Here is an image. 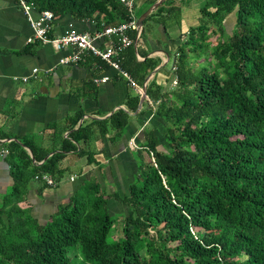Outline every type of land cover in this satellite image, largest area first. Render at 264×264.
Wrapping results in <instances>:
<instances>
[{
    "label": "trees",
    "instance_id": "1",
    "mask_svg": "<svg viewBox=\"0 0 264 264\" xmlns=\"http://www.w3.org/2000/svg\"><path fill=\"white\" fill-rule=\"evenodd\" d=\"M26 1L56 17L94 20L99 29L131 19L120 0ZM199 13L197 25L171 39L170 68L160 67L146 85L147 103L138 114L152 115L135 137L136 170L123 194L104 188L94 170L81 169L68 198L42 217L21 205L30 204L34 184L42 195L70 176L68 154L98 165L94 143L122 139L139 94H129L126 108L105 118L78 124L84 111L70 114L58 144L13 134L0 121V161L9 173L0 195V264H264V0H204ZM181 16L180 6L165 0L145 22L154 20L168 33ZM146 30L137 36L129 29L131 43L114 56L140 86L160 63L137 57L136 42ZM83 60L110 67L90 52ZM87 85L92 95L97 87ZM111 198L123 206L119 236L111 235Z\"/></svg>",
    "mask_w": 264,
    "mask_h": 264
},
{
    "label": "crops",
    "instance_id": "2",
    "mask_svg": "<svg viewBox=\"0 0 264 264\" xmlns=\"http://www.w3.org/2000/svg\"><path fill=\"white\" fill-rule=\"evenodd\" d=\"M185 12L181 18V28ZM32 16L36 18L38 11L34 9ZM145 19L139 34L143 28L147 30L136 42L137 57L139 60H143L145 56L160 58V63L150 72L142 85L146 88L159 68L170 62L169 53L176 47V43L171 40L176 37L174 36L176 32L172 35L176 27L170 25L166 33L160 24L154 29L155 25L151 22L146 23ZM71 28L89 33L103 30L96 26L94 20H75L70 14H63L54 19L51 36L62 35ZM32 33L30 21L18 2L0 0V121L6 130L19 136L33 137L44 144L55 139V143L58 144L60 136L68 134V130L64 128L65 119L75 111H84L78 122L81 124L92 117L105 118L118 108H126L124 101L129 94H139L140 100L141 94L130 85L118 69L110 65L108 69H101L84 60L63 64L60 59L70 55L74 48L68 46L55 49L50 43L28 42ZM114 38L115 36H102L97 39L96 45L100 48L108 47L113 45ZM28 44L35 45L34 52H20ZM34 68L37 69L36 72H33ZM163 74L157 76L161 82ZM104 76H108L109 79L104 82L94 80ZM89 81H93L97 87L92 95L89 94L91 91H88ZM146 100L147 97L138 111L137 107L135 112H131L122 139L113 143L107 140H97L94 143L98 165L92 167L85 165L84 156L78 157L73 153L66 156L65 164L75 170L71 171L68 180L59 183L57 188H63L62 195L50 188L44 189L43 194L39 195L36 192L37 185L34 184L29 199L32 208L41 210L42 214L39 217L54 209L57 202L68 198L76 182L81 179L79 175L81 169L94 170L102 186L109 192L117 191L123 194L126 191L136 170V160L132 153L134 149L129 147L128 142L132 137L137 136L139 139L143 122H147L152 115L150 110L138 114L146 106ZM148 102L152 104V100ZM53 123H57L55 129L50 127Z\"/></svg>",
    "mask_w": 264,
    "mask_h": 264
},
{
    "label": "built area",
    "instance_id": "3",
    "mask_svg": "<svg viewBox=\"0 0 264 264\" xmlns=\"http://www.w3.org/2000/svg\"><path fill=\"white\" fill-rule=\"evenodd\" d=\"M16 1L28 17L33 29V33L28 38V42L40 41L41 43H50L55 49L72 46L74 48L73 52L70 55L64 56L60 59V62L63 64L78 62L85 53L90 52L93 55L105 60L111 67L118 69L119 72L129 81L130 85L136 88L140 94H142L143 87L138 86L136 82L129 76V74L121 69L119 63L114 59V56H116L120 49L131 43L132 40L127 34L129 29H136L138 33L137 36L139 35L136 13L134 11L135 0H120L126 6L131 16V19L128 22L108 25L101 32L96 33L78 31L74 28H71L66 33L59 36L49 35L51 32L52 23L56 18L51 10L45 9L38 11V16L34 18L32 16V12L35 8L32 4L26 0ZM102 36H116L118 37L119 44L115 46L113 43V45L108 47L100 48L98 45H96V41ZM36 70L37 69L34 68L33 72H36ZM24 79L26 78L24 77ZM108 79V76H104L101 79L94 80L96 82H104ZM173 83H176L175 79L173 80ZM128 145L131 149H136L139 147L135 137L130 138ZM3 152H7V150H4ZM41 178L48 184L54 183L53 179L46 174H43ZM71 179H73V176H71Z\"/></svg>",
    "mask_w": 264,
    "mask_h": 264
},
{
    "label": "rangeland",
    "instance_id": "4",
    "mask_svg": "<svg viewBox=\"0 0 264 264\" xmlns=\"http://www.w3.org/2000/svg\"><path fill=\"white\" fill-rule=\"evenodd\" d=\"M174 3L176 5L180 6L181 9V15L183 16V12L186 11L184 13V21H183V27L181 28L180 25L178 24H174V26L176 27L174 29V31L172 32V35L175 34L176 32V36L175 38H181L183 33H186L188 30L189 26L192 25H197V23L199 22V17H200V13H199V7L202 6L204 4V0H174ZM151 4L149 3V0H135L134 1V11L137 14V18L146 10L148 9V7ZM186 8V9H185ZM181 16V18H182ZM171 20V19H170ZM182 21V19H181ZM232 21L233 18L231 16H229L226 20V25L229 27L230 25H232ZM154 26V29H157V23L156 21L152 20L150 21ZM149 23V21H148ZM173 25V24H171ZM170 26H168V30H169ZM180 33V34H179ZM178 35V36H177ZM187 36V34H185ZM183 35V36H185ZM179 40V39H178ZM204 61V57L202 56L200 58V62ZM171 62H172V57L170 56V62L168 64H166L168 66V68H170L171 66ZM132 153L134 155L137 154L136 150H133ZM73 168V167H72ZM73 171L75 169H72ZM70 176H65L62 180H68ZM59 184L53 185L52 187H48L51 190H53L55 193H60V195H62V192H64L63 188H57ZM9 186V173H8V168L5 166V164L3 162L0 161V195L5 191V189H7ZM55 187V188H53ZM21 205L23 206H27L31 209L32 214H34L35 216H39L41 212L40 209L37 208H32L30 204H28L27 202H22ZM110 209L112 212V214L115 216L116 220L114 223V228L111 231V235L115 234V236H119L121 234V231H117V229H115V226L118 227V223H119V212L123 210V206L122 204L115 199H111L110 200ZM33 209V210H32Z\"/></svg>",
    "mask_w": 264,
    "mask_h": 264
},
{
    "label": "water",
    "instance_id": "5",
    "mask_svg": "<svg viewBox=\"0 0 264 264\" xmlns=\"http://www.w3.org/2000/svg\"><path fill=\"white\" fill-rule=\"evenodd\" d=\"M164 1H165V0H156L154 3L151 4V6H150V7H149L144 13H142V14L138 17V19H137V26H138L139 29H140V27L142 26L144 19H145V18H146V17H147V16H148L153 10H155L160 4H162ZM145 97H146V88H145V86H144V87H143V92H142V94H141V96H140V100H139V104H138V109H137V111L140 109V107H141V105H142V103H143ZM9 140H11V139H8V141H9ZM51 154H52V152H51L49 155H51ZM49 155H47L46 158H47Z\"/></svg>",
    "mask_w": 264,
    "mask_h": 264
}]
</instances>
